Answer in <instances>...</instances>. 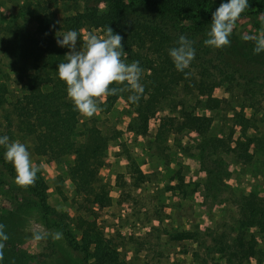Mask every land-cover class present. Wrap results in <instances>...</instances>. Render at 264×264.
Here are the masks:
<instances>
[{
    "label": "trees",
    "instance_id": "16d2710c",
    "mask_svg": "<svg viewBox=\"0 0 264 264\" xmlns=\"http://www.w3.org/2000/svg\"><path fill=\"white\" fill-rule=\"evenodd\" d=\"M225 2L228 0H26L19 8L20 14L33 21L35 28L30 31L15 27L8 32L5 57L14 76L11 80L10 74L9 78L0 77V109L7 111L0 137L12 138L15 133L28 138L32 153L50 160H60L73 152L67 174L75 194L85 199L83 210H90L92 205H110L108 185L99 171L111 137L94 124L77 131L80 112L58 75L59 63L67 62V50L57 44V35L70 30L87 27L104 35L110 26L115 34L123 36L127 63L140 62L144 93L138 103L128 100L133 94L130 91L109 95L101 106L109 109L119 98L125 99L135 114V125L129 123L127 129L140 135L147 133L148 122L160 111L164 114L157 128L164 134L194 131L199 137L194 151L207 214L221 202L231 200L235 206L226 209L227 219H217L195 234L194 260L198 264H252L253 259L255 264H264V253L257 246L258 236L264 240V196L254 190H241L231 197L225 183L231 164L248 163L252 145L258 154H264V131L251 132L257 121H264V52L254 54L255 42L237 35H231L230 45L222 48L204 44L213 12ZM249 6L244 13L264 14V0H249ZM181 35L192 41L196 50L195 59L184 72L176 69L169 55L171 48L178 47ZM185 73L190 75L186 77ZM8 79L16 87L14 98ZM223 84L230 95L213 96L214 87ZM110 87L125 85L114 83ZM234 89L246 97L239 98ZM251 108L253 111L247 114L246 109ZM226 109L232 110L231 130L212 133L213 117L207 111ZM76 137L80 138L77 144ZM6 150L0 145L1 168L13 185L37 198L35 205L44 225L57 227L82 255L83 264H132L120 255L112 238L103 234L96 218L72 216L51 206L48 186L40 172L34 186H18L14 165L5 159ZM130 168L139 180L144 177L139 166L132 164ZM166 218L157 214L160 224L153 229L160 231L158 236L165 243L180 239L169 228L173 221L165 222ZM0 264H7V259Z\"/></svg>",
    "mask_w": 264,
    "mask_h": 264
},
{
    "label": "rangeland",
    "instance_id": "374dc122",
    "mask_svg": "<svg viewBox=\"0 0 264 264\" xmlns=\"http://www.w3.org/2000/svg\"><path fill=\"white\" fill-rule=\"evenodd\" d=\"M25 1L0 0L1 78H9L7 76L10 74L11 80L14 76L5 57V46L10 38L8 32L12 33L15 27L30 31L35 28L33 21L20 14L19 8ZM102 6L106 7V3H102ZM54 10L58 12L60 9L56 7ZM261 28L260 16L242 13L232 35H259ZM78 32L81 36L77 39V50L83 47V36L89 32L100 35L99 30L87 27ZM66 50L67 53L70 51L68 47ZM10 80L8 79L9 88L14 98L17 91ZM233 93L239 94L241 99L246 97L237 89ZM212 94L218 98H226L230 92L227 85L223 84L215 86ZM98 103L101 108L98 114L89 118L80 113L77 131L80 132L86 124H94L103 134L111 137L99 171V176L108 185L111 198L110 205L106 207L92 205L90 210H83L85 199L75 194L67 174L73 162V152L55 161L33 154L28 138L14 133L9 142L20 141L26 144L33 163L43 165L40 173L48 186L50 205L72 216L96 218L100 230L105 236L112 238L124 259L131 260L132 264H198L192 255L195 234L217 219H227L226 209L235 207L228 200L216 204L211 213L207 214L201 191L202 176L197 171L194 151L198 135L194 131L164 134L157 128L164 114L162 111L150 119L147 133L140 135L137 131L127 130L129 123L135 125V114L125 99L119 98L109 109L101 106V102ZM252 111V108L246 109L247 114ZM6 113L5 108L0 109L2 128ZM207 114L213 117L212 133L231 130V109L207 111ZM256 126L257 129H251L252 133L264 131V121H257ZM235 130L237 135L238 128L235 127ZM75 140L77 144L80 138L76 137ZM250 153L251 158L247 164L230 165V173L225 183L231 197L241 190H254L264 196V154H258L255 145L251 146ZM132 164L139 166L144 172L142 179L137 178L136 172H130ZM1 180L5 183H1ZM13 183L0 166V223L6 225L5 231L9 237L4 249L7 264H83L82 255L67 243L63 235L58 240H54L51 235L41 241L33 239L34 232L61 231L55 226L47 228L35 205L37 198ZM195 188L196 191H193ZM157 214L168 217L165 222L173 221L169 228L179 234L180 239L167 243L160 239V231L152 227L160 224L156 219ZM257 246L264 253V240L259 236ZM250 262L255 264L253 259Z\"/></svg>",
    "mask_w": 264,
    "mask_h": 264
},
{
    "label": "clouds",
    "instance_id": "9594fccd",
    "mask_svg": "<svg viewBox=\"0 0 264 264\" xmlns=\"http://www.w3.org/2000/svg\"><path fill=\"white\" fill-rule=\"evenodd\" d=\"M249 7V0H228L221 3L212 14L211 28L204 44L215 48L229 46L230 36L237 21ZM260 22L262 28L259 35L242 36L244 41L255 42L254 54L264 52V14L260 16ZM60 36L57 35V44L68 47L70 51L65 55L67 62L59 63L58 75L65 81L67 95L73 101L76 110L90 118L101 111L98 101L102 103L105 97L124 91L133 93L129 95V101L139 102L144 93V86L140 82L144 70L140 67L139 61L127 63V53L122 44L123 36L115 34L110 26L104 35L89 32L83 36L84 43L80 50H77L80 32L70 30L62 35V39ZM192 45V41L181 35L178 47L169 50L178 71L184 72L195 59L196 50ZM188 75L190 73H185L186 77ZM114 83L125 87H110ZM0 145L7 149L5 159L14 165L16 184L24 188L34 186L38 178L37 173L41 172L43 165L33 163L28 146L20 141L9 142L6 135L0 137ZM5 229L6 225L0 223V261L4 259V249L9 239ZM49 235L54 240L62 238L61 232H34L33 239L41 241L47 239Z\"/></svg>",
    "mask_w": 264,
    "mask_h": 264
},
{
    "label": "crops",
    "instance_id": "0c3cea01",
    "mask_svg": "<svg viewBox=\"0 0 264 264\" xmlns=\"http://www.w3.org/2000/svg\"><path fill=\"white\" fill-rule=\"evenodd\" d=\"M128 130V129H127ZM112 142H113V140H112ZM117 150V149H116Z\"/></svg>",
    "mask_w": 264,
    "mask_h": 264
}]
</instances>
